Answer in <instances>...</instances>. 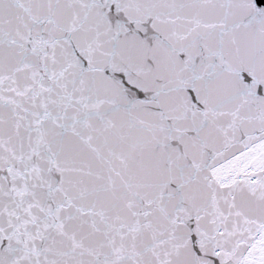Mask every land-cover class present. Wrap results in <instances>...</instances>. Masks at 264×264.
Returning a JSON list of instances; mask_svg holds the SVG:
<instances>
[{
  "label": "snow or ice",
  "instance_id": "snow-or-ice-1",
  "mask_svg": "<svg viewBox=\"0 0 264 264\" xmlns=\"http://www.w3.org/2000/svg\"><path fill=\"white\" fill-rule=\"evenodd\" d=\"M0 264H264V0H0Z\"/></svg>",
  "mask_w": 264,
  "mask_h": 264
}]
</instances>
